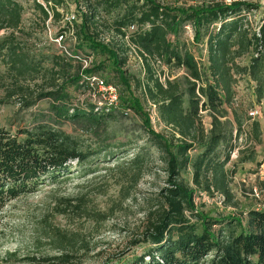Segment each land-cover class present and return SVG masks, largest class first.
<instances>
[{
  "label": "trees",
  "instance_id": "1",
  "mask_svg": "<svg viewBox=\"0 0 264 264\" xmlns=\"http://www.w3.org/2000/svg\"><path fill=\"white\" fill-rule=\"evenodd\" d=\"M42 2L32 0L42 23L63 20L68 0ZM70 2L76 18L67 20L62 30L71 28L75 39L68 56L52 48L30 54L15 34L23 32L22 3L0 0V31H7L0 37L4 98L16 99L23 109L47 98V117H51L15 131L0 127V212L7 203L34 192L45 181L56 182L75 166L86 168L119 155L120 147L110 140L108 130L116 111L95 110V104L71 106L68 91L70 85L90 89L86 78L108 69L113 78L104 82L115 86L122 108L140 117L146 142L159 151L165 172V186L146 210L141 234L132 241L148 249L132 264H264V209H247L239 217L214 216L200 210L195 201L201 193H217L233 203L229 185L236 170L227 164L245 121L237 110L235 86L244 80L255 103L264 99V17L254 26L248 19L261 6L247 0L190 5L157 0ZM261 11L264 15L263 7ZM188 30L191 40L185 36ZM199 45L205 47L204 62L194 54ZM131 49L141 62L139 77L125 67ZM173 71L182 73L173 77ZM8 75L12 79L7 86ZM38 80L40 90L32 97L30 85ZM136 89L154 106L157 121L170 128L169 135L152 128ZM203 113L210 119L207 127ZM62 122L79 126L86 138H94V144H85L54 125ZM250 127L253 142L259 144V123L251 122ZM146 148L125 161L116 158L115 168L121 173L131 170L133 183L148 172ZM237 151L240 163L255 161L254 148ZM75 261L76 256L64 249L50 257L0 264Z\"/></svg>",
  "mask_w": 264,
  "mask_h": 264
},
{
  "label": "rangeland",
  "instance_id": "2",
  "mask_svg": "<svg viewBox=\"0 0 264 264\" xmlns=\"http://www.w3.org/2000/svg\"><path fill=\"white\" fill-rule=\"evenodd\" d=\"M19 1L24 7L23 32L15 34L30 54H40L52 48L71 56L75 39L71 28L62 30L70 16L76 18L74 4L68 0V9L63 13L62 21L48 19L42 23L32 7V0ZM38 1L44 4L42 0ZM157 1L164 4L190 5L205 0ZM247 1L261 6L248 16L254 26L264 17L261 11L264 0ZM6 32L0 31V37ZM60 32H64L62 39L58 38ZM185 36L191 40L190 30ZM194 54L204 62L205 47H195ZM82 63L86 66L89 62L83 60ZM125 67L136 77L143 74L140 59L132 49L128 51ZM3 68L0 64V71ZM181 73L173 71V77ZM94 76L106 81L112 80L113 73L103 69ZM5 79L8 86L12 78L8 75ZM35 82L30 83L32 97L40 90V80ZM95 86L94 83L90 89L86 86L80 89L75 85L68 86L71 106L96 105L101 99V93ZM4 93V89L0 88V127L15 131L51 118L47 117L50 112L47 98L38 99L31 107L23 109L16 99H5ZM135 93L141 98L144 110L149 113L152 128L156 132L169 135L170 128L157 121L154 106L143 100L138 89ZM235 103L238 105V113L245 121L243 132L236 141L237 147L231 152L227 164V167H235L236 170L229 185L233 193V203L229 204L217 193L213 196L201 193L195 201L198 208L209 215L239 217L247 209H264V99L255 103L250 87L244 80H240L235 86ZM102 106L116 111V118L109 123L108 130L112 136L110 140L120 147L116 151L119 155L114 154L105 161L91 162L86 168L75 166L73 171L59 177L56 182L45 181L34 192L7 203L0 212V261L14 263L24 257H50L69 249L76 256L74 264H132L135 257L148 249L143 244L134 246L132 241L141 234L145 225V212L153 204L159 190L165 186L164 164L159 159V151L146 142L140 117L131 109L122 108L119 97L116 106ZM253 111L258 113L252 116L250 113ZM228 113L232 119L231 111ZM203 114L202 121L207 127L210 119ZM254 121L259 123L262 130L259 144L253 142L250 124ZM54 125L85 144H94V138H86L88 135L83 134L79 126L71 122ZM142 148H146L145 151L149 153L148 172L133 183L129 180L131 170L121 173L115 168L118 162L116 158L125 161ZM251 148L256 152L255 161L240 163L237 150Z\"/></svg>",
  "mask_w": 264,
  "mask_h": 264
},
{
  "label": "built area",
  "instance_id": "3",
  "mask_svg": "<svg viewBox=\"0 0 264 264\" xmlns=\"http://www.w3.org/2000/svg\"><path fill=\"white\" fill-rule=\"evenodd\" d=\"M74 16H70V19H73ZM59 39H62V36H58ZM89 80V85L92 87L93 83L96 85L95 87L97 90L101 93L100 94V100L97 101V104L95 105V110H97L99 107H103L102 105L105 104L106 106H116L118 103V92L115 86L112 84H106L104 80H102L100 77H89L87 78ZM107 108V107H106ZM108 109V108H107ZM126 112H124L125 114ZM257 111H253L250 113V115H255Z\"/></svg>",
  "mask_w": 264,
  "mask_h": 264
}]
</instances>
